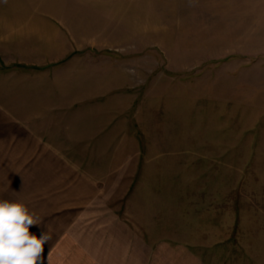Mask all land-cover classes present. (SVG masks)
<instances>
[{
    "label": "rangeland",
    "instance_id": "374dc122",
    "mask_svg": "<svg viewBox=\"0 0 264 264\" xmlns=\"http://www.w3.org/2000/svg\"><path fill=\"white\" fill-rule=\"evenodd\" d=\"M79 1L0 0L80 12L123 62L139 126L93 147L121 170L76 234L107 236V264H264V0Z\"/></svg>",
    "mask_w": 264,
    "mask_h": 264
},
{
    "label": "crops",
    "instance_id": "0c3cea01",
    "mask_svg": "<svg viewBox=\"0 0 264 264\" xmlns=\"http://www.w3.org/2000/svg\"><path fill=\"white\" fill-rule=\"evenodd\" d=\"M81 15L0 14V126L19 136L0 138V199L22 201L36 213L42 222L31 233L50 231L44 264L49 257L50 264H107V236L76 234L84 214L92 221L94 200L116 181L115 156L109 170L106 155L93 147L106 145L108 126H139L133 103H113L124 97L123 62L110 56L116 46L92 39ZM26 140L40 149L29 153Z\"/></svg>",
    "mask_w": 264,
    "mask_h": 264
},
{
    "label": "clouds",
    "instance_id": "9594fccd",
    "mask_svg": "<svg viewBox=\"0 0 264 264\" xmlns=\"http://www.w3.org/2000/svg\"><path fill=\"white\" fill-rule=\"evenodd\" d=\"M41 222L22 201L0 199V264H44V244L52 238L50 231L39 236L30 232L31 226Z\"/></svg>",
    "mask_w": 264,
    "mask_h": 264
}]
</instances>
